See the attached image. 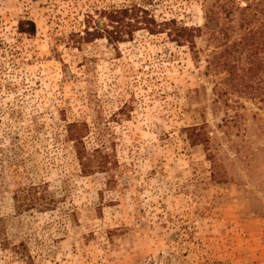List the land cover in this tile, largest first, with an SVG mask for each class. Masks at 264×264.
Segmentation results:
<instances>
[{
  "label": "rangeland",
  "instance_id": "obj_1",
  "mask_svg": "<svg viewBox=\"0 0 264 264\" xmlns=\"http://www.w3.org/2000/svg\"><path fill=\"white\" fill-rule=\"evenodd\" d=\"M220 3L0 0V264H264V100L205 68ZM72 122L109 172L80 173ZM44 184L53 209L17 211Z\"/></svg>",
  "mask_w": 264,
  "mask_h": 264
},
{
  "label": "trees",
  "instance_id": "obj_2",
  "mask_svg": "<svg viewBox=\"0 0 264 264\" xmlns=\"http://www.w3.org/2000/svg\"><path fill=\"white\" fill-rule=\"evenodd\" d=\"M221 1L219 8L211 9L207 14L206 24L202 30L208 34L212 41L219 43V45L222 44L223 49L218 53L209 55L210 58H207L205 68L213 72L217 68L220 69L228 76L224 81L232 80L235 81L234 85L242 84L246 90L253 93L254 97L264 100V84L259 85L264 82V0ZM235 15L238 16L237 27L242 31V34L237 41H233L231 44L220 41L228 38V30L231 28L230 22ZM111 18V21L117 19L115 16ZM220 20H223V23H220ZM18 31L34 36L35 25L31 21H20ZM175 31L176 43H187L191 47L195 45L193 34L201 33V29L198 27H176ZM107 32L109 33V40H112L111 35L113 34ZM242 56L247 60L246 67L240 65ZM255 78H257L258 86L249 83ZM220 83H214L213 89L217 91ZM225 94L227 92L221 89L217 98L220 99ZM66 132L67 139L74 145L73 150L81 169L80 173L91 175L97 170L109 172L112 166L110 156L103 154L99 149H93L90 152L86 149L84 139L89 132L86 123H68ZM46 187L47 185L44 184L17 188L13 196L17 211L32 209L36 212H43L52 210L55 201L48 195Z\"/></svg>",
  "mask_w": 264,
  "mask_h": 264
}]
</instances>
